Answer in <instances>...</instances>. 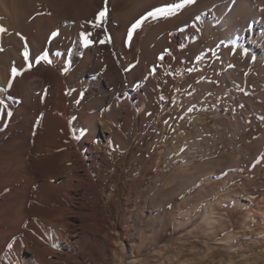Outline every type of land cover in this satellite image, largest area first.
<instances>
[{"label": "rangeland", "instance_id": "374dc122", "mask_svg": "<svg viewBox=\"0 0 264 264\" xmlns=\"http://www.w3.org/2000/svg\"><path fill=\"white\" fill-rule=\"evenodd\" d=\"M139 2L0 0V28L6 29L0 32V69L11 72L32 64L33 72H55L57 93L70 105L64 142L79 143L75 133L85 119L82 105L86 117L112 120L117 133L110 165L90 166L91 179L98 183L88 189L93 203L81 213L87 215L84 229L78 235L59 229L60 237L55 229L39 231L38 222L21 216L10 229L24 231L13 236L8 251H0V264H264V186L248 183L249 171L264 162V147L252 161L247 160L251 152L241 157L264 129V71L241 59L223 69L220 48L210 50L207 58L204 49H192L191 39L171 57L155 89L140 80L133 83L140 100L131 101L127 114L118 119L104 114L111 92L119 99L120 92L132 93L126 78L139 64L141 43L164 19L143 23L134 46L126 45L132 25L148 11L172 3L144 9ZM105 9L99 23L96 17ZM2 13L8 15L7 24ZM89 32L92 43L84 47L80 34ZM42 36L45 41L33 48H39L37 53H28L34 57L47 51L51 63L26 62L25 46ZM153 67L155 62L148 69ZM226 70L234 71L232 83L225 79ZM169 74L176 79L174 86L166 79ZM203 83L207 85L200 91ZM50 85L44 87V100L52 95ZM32 99L36 103L38 96ZM6 111L8 120L4 117L1 127L14 120V109ZM243 120L256 125L252 136L247 135L249 126L247 137L234 131ZM59 131L64 132V125ZM97 136L101 139V132ZM208 161L215 164L213 172ZM62 180L60 175L56 184ZM0 181L1 197L10 189L9 181L2 176ZM6 239H0L2 246ZM41 248L45 253H39Z\"/></svg>", "mask_w": 264, "mask_h": 264}, {"label": "bare ground", "instance_id": "6f19581e", "mask_svg": "<svg viewBox=\"0 0 264 264\" xmlns=\"http://www.w3.org/2000/svg\"><path fill=\"white\" fill-rule=\"evenodd\" d=\"M170 2L178 3L180 0H140L139 3L145 9L147 5L159 6ZM2 15L4 14L2 13ZM4 16V23L7 24L8 15ZM46 27L44 26V28ZM140 28L135 31L131 30V38L128 35L126 45L134 46V39ZM200 38L201 40H197ZM191 39L194 42H192V49H204L207 58L210 50L220 48L221 68L223 69L241 59L247 65L250 64L252 67L264 71V0H195L193 4L186 6L173 17L159 21L143 39L140 46L139 64L126 78L132 93L122 90L123 92H120L122 99H119L111 92L109 95L111 104L104 114H113L116 119L127 114L131 101L140 100L138 89L133 83L140 80L155 89L158 84L156 80L163 81L161 76L170 63L171 57L177 55L185 42ZM44 41V36L36 37L33 41L34 47L31 41L32 45L29 44L28 50L31 49L32 53H37L39 48L37 50H33V48ZM237 53H241L242 56ZM180 56L177 57V60ZM154 62L155 67L148 69L149 64ZM34 66L31 64L26 69H18L22 74L12 80L10 90L7 86L11 72L0 69V89H5V91H0V100L4 101L3 104H0V127L6 117L7 108L14 109V120L7 121L6 126L0 129V176L9 181L7 186L10 189L9 193L0 197V239L7 238L3 246L0 244V251L2 249L8 251L13 243V236H19L24 231L18 229L11 231L10 229L11 222L18 223L21 216L24 215L26 218L32 217V222L39 223L41 227H39V231L49 227L50 230L55 229L59 232L60 237H62V233L58 231L59 229L78 235L84 229L83 222L87 217L81 213L91 207L93 203L88 199V189L98 183L91 179L90 166L97 169L99 164L102 167L110 165L111 161L108 157L111 155V144L117 139L116 127L112 120L105 119L103 122L100 120L101 118L96 120L93 116L86 117L88 111L85 112L86 106L82 105L80 113L81 116L85 115V119L82 120L81 130L75 133V139L79 143L66 144L63 139L66 138V133L69 130L66 123L67 115L70 114V105L65 101L63 93H57L56 88L60 78L57 80L55 72V76L47 75L46 71L33 72L31 69ZM177 66H181V63ZM118 78L121 80V77ZM232 78L236 79L234 71L226 70V81L232 83ZM166 79L169 86L175 85L176 79L173 75L169 74ZM46 84H51L52 95L48 100H44L42 94ZM206 85L203 83L197 88L202 91ZM58 89L60 90V88ZM34 96H38L36 103L32 101ZM95 100L93 99V101ZM6 119L8 120L7 117ZM230 121L229 123L233 124ZM60 125H64L62 134L59 131ZM261 125L264 126V119H262ZM248 126L252 129L247 133L249 136L256 125H247L244 120L241 125L234 126V131H242L243 137H247L244 129ZM97 132H101V139L98 138ZM250 136L252 135L250 134ZM120 142L122 141L120 140ZM252 143L254 148L248 149L241 155L243 157L251 152L248 161H252L264 147V129ZM86 160L89 161V164ZM207 164H211L210 161ZM214 165L211 164L212 172L216 168ZM60 175H63V183L58 185L56 181ZM103 175L104 170H102L101 177ZM248 175L249 184L255 188L263 187L264 162L255 170L249 171ZM248 193V191L244 192V196H247ZM54 198L63 200L62 204L57 203ZM243 199L249 201L247 197ZM34 240L37 244H41L39 240ZM24 241L28 245L27 236ZM45 251L43 248L39 249L41 254Z\"/></svg>", "mask_w": 264, "mask_h": 264}, {"label": "snow or ice", "instance_id": "6c2138e0", "mask_svg": "<svg viewBox=\"0 0 264 264\" xmlns=\"http://www.w3.org/2000/svg\"><path fill=\"white\" fill-rule=\"evenodd\" d=\"M195 2V0H180V2L178 3H171L162 7H158L155 8L154 10L148 11L144 16H142L139 20L136 21V23H134L132 25V31H135L137 28L141 27V25L143 23H145L148 19H168L171 16L178 14L182 9H184L186 6L193 4ZM106 17V9L105 10H101L97 17L96 20L99 23L103 22V19ZM91 23V22H90ZM95 26H99V24H94ZM5 31L3 28H0V32ZM131 34L132 32H129V38H131ZM91 36V33H81L80 34V42L82 43V45L84 47H88L92 41L91 39H89V37ZM49 54L47 51L42 52L40 55L34 56V57H30L29 53H28V46H25L24 49V60L26 62H28L30 59L31 61L35 62V63H39L40 61H45L48 63H51V61L49 60ZM161 59H163L161 57ZM22 72L20 70H18L17 68L13 67L11 69V78L9 80L8 83V90L11 89V85H12V80L15 79V77H17L18 75H21ZM0 91H5V89H0ZM4 101L0 100V104H3ZM9 115H11V113H9Z\"/></svg>", "mask_w": 264, "mask_h": 264}]
</instances>
